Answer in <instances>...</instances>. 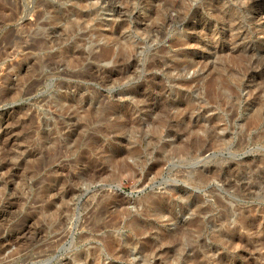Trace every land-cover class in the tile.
Masks as SVG:
<instances>
[{
	"label": "rangeland",
	"instance_id": "obj_1",
	"mask_svg": "<svg viewBox=\"0 0 264 264\" xmlns=\"http://www.w3.org/2000/svg\"><path fill=\"white\" fill-rule=\"evenodd\" d=\"M0 244L264 264V0H0Z\"/></svg>",
	"mask_w": 264,
	"mask_h": 264
},
{
	"label": "bare ground",
	"instance_id": "obj_2",
	"mask_svg": "<svg viewBox=\"0 0 264 264\" xmlns=\"http://www.w3.org/2000/svg\"><path fill=\"white\" fill-rule=\"evenodd\" d=\"M121 11H119V13H120ZM223 12V11H222ZM118 14V13H117ZM92 17V16H91ZM179 18V17H178ZM181 18V17H180ZM179 18V19H180ZM169 19V18H168ZM178 20V19H177ZM171 22H173L172 20H170L169 21V23H171ZM151 28V30H155V31H157V30H159L158 28H157V25H153V26H151L150 27ZM83 52V51H82ZM106 52V51H105ZM79 53V52H78ZM120 54V53H119ZM114 54H111V51H107V53L105 54V55H103L101 58H104L105 60L106 59H114L115 58V56H113ZM125 55L126 54H122V52H121V54H120V56L117 58V59H115L114 61L115 62H117L118 64H121V63H123V61L125 60V58H127V57H125ZM127 56V55H126ZM100 59V58H99ZM101 60V59H100ZM103 61V60H102ZM112 61V60H111ZM160 62V61H159ZM158 64V63H157ZM122 65V64H121ZM161 65V64H160ZM153 67V66H152ZM104 68V67H103ZM176 68V67H175ZM128 69V68H127ZM181 69V68H180ZM100 70H102V69H100ZM108 71V70H107ZM112 71H114V70H112ZM111 71V72H112ZM179 71V70H178ZM116 72H118V71H116ZM114 73V72H113ZM119 73V72H118ZM124 73V72H123ZM110 75V74H109ZM117 75V74H116ZM98 76V75H97ZM109 77V76H108ZM101 78V77H100ZM37 84V83H36ZM188 84V83H187ZM33 84H31L30 85V87H29V89L27 90V94H29L30 93V90H31V88L33 87L32 86ZM211 97V96H210ZM220 98V97H219ZM235 107V106H234ZM187 111V110H186ZM184 112H185V110H184ZM189 113H190V111H189ZM188 113V114H189ZM186 116V115H185ZM256 118H258V117H256ZM185 119V118H184ZM252 119H255V117L254 118H252ZM261 119V118H260ZM259 120V119H258ZM258 120H254L253 121V123L255 124ZM187 121V120H186ZM188 122V121H187ZM257 124V123H256ZM190 130V129H189ZM189 132V131H188ZM206 132H208V131H206ZM212 133V132H211ZM210 133V134H211ZM204 134V133H203ZM208 134V133H207ZM207 134H205L206 136H207ZM213 134V133H212ZM205 136V137H206ZM208 136H209V134H208ZM201 137V136H200ZM200 137H196V139H194L195 140V143H199L201 146H200V150H196V151H194V152H196V153H199V154H204L203 152H208L212 147H211V142H210V140H212V137L210 136V140H209V142H207V140L209 139V137H208V139L206 140V139H204L203 137H204V135H203V139L202 138H200ZM212 143H214V141L212 142ZM216 143V142H215ZM215 143H214V145H215ZM213 145V144H212ZM213 145V146H214ZM215 147V146H214ZM214 149V148H213ZM211 151V150H210ZM162 153H160L159 154V157L161 158L162 157V155H161ZM198 156V155H197ZM200 157V156H199ZM161 160V159H160ZM98 177V176H97ZM92 180H94V178L93 177H91L89 180H87L86 181V184L88 183V184H91V182L90 181H92ZM90 182V183H89ZM71 191V190H70ZM73 197V196H72ZM70 198V197H69ZM99 206V205H98ZM98 206H97V209H96V212H95V214H94V217H97L98 219H99V217L101 216V214L104 212V210L106 211V209L108 208V206H109V204H107V205H102V207H99L98 208ZM95 211V210H94ZM69 213V212H68ZM158 213V212H157ZM68 219V218H67ZM66 219V220H67ZM63 221V220H62ZM65 222V221H64ZM57 226V225H56ZM62 227V226H61ZM54 230H56V229H54ZM21 231V230H20ZM58 231V230H57ZM57 233V232H56ZM61 234H62V232H60ZM59 233V234H60ZM58 234V233H57ZM58 234V235H59ZM62 236V235H61ZM59 237V236H58ZM12 238V237H11ZM17 238V237H16ZM12 241V240H11ZM10 243V242H9ZM110 243V242H109ZM113 243H114V241L112 242L111 241V243H110V245H109V247L111 248L110 249V253H112V252H114L115 253V250H117L116 248H114L115 246H113ZM1 245V244H0ZM20 245V244H19ZM9 246V245H8ZM23 246V245H22ZM2 247V246H1ZM24 248V247H23ZM1 249V248H0ZM20 249V248H19ZM122 250H120V252H121ZM117 252V251H116ZM122 255H124V252L122 253ZM125 256V255H124Z\"/></svg>",
	"mask_w": 264,
	"mask_h": 264
}]
</instances>
